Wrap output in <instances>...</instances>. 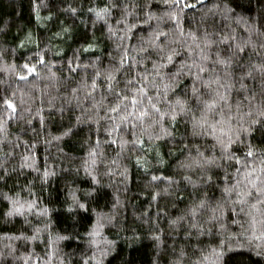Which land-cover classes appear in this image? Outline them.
Wrapping results in <instances>:
<instances>
[{
	"label": "trees",
	"instance_id": "trees-1",
	"mask_svg": "<svg viewBox=\"0 0 264 264\" xmlns=\"http://www.w3.org/2000/svg\"><path fill=\"white\" fill-rule=\"evenodd\" d=\"M189 3L195 7L179 14L184 33L215 41L210 51L231 58L236 80L264 64V0ZM106 6L104 20L89 11ZM169 12L176 14L165 0H0V264H25V258L45 264L49 255L50 264H264V240L254 238L264 232V217L256 215L253 232L251 216L222 202L225 172L234 174L235 161L213 168L219 178L211 185L201 182L199 170L181 167L197 149L220 154L210 137L193 134L192 113L163 125L129 124L108 136L112 122L97 104L107 85L97 78L92 90L93 79L118 67L124 50L136 55L141 45L151 54H143L137 74L150 71L158 57L149 45L158 32L165 35L157 46L179 52L165 69L175 72L187 56L177 41L187 37L179 36ZM127 25L133 27L125 36ZM116 75L123 88L126 73ZM253 75L255 84L245 80L247 94L255 93L259 105L260 73ZM191 89L183 76L170 95L183 99ZM245 94L231 92L233 112L237 102L248 111ZM6 99L16 112L6 109ZM249 144L264 153V128L254 125L232 150L243 158ZM13 200L24 205L22 215H7ZM201 200L206 206L194 220L189 210ZM218 203L222 215L212 211Z\"/></svg>",
	"mask_w": 264,
	"mask_h": 264
},
{
	"label": "snow or ice",
	"instance_id": "snow-or-ice-1",
	"mask_svg": "<svg viewBox=\"0 0 264 264\" xmlns=\"http://www.w3.org/2000/svg\"><path fill=\"white\" fill-rule=\"evenodd\" d=\"M197 2L202 3L203 0H197ZM165 3L176 11L175 15L172 12H169L168 15L176 23L179 36L187 37V40L177 41L187 52V56L175 72H166L165 69L173 64L174 58L179 55V52L176 48L157 46L156 40L165 35L163 32H158L154 34L149 45L155 50L158 57L153 62L150 71L145 68L143 73L137 74L143 66L142 61L145 59L143 54H151L148 52V48L141 45L138 49H134L136 55L124 50L118 67H114L107 73L98 72L96 74L91 89L97 88V78H103L107 85V96H102L97 104L104 111L103 118L112 122L108 136H111L113 131H119L129 124L132 129L145 124H149V126L163 125L168 121L175 122L178 116H187L192 113L193 134L210 137L213 141L211 148L213 150L218 148L220 154L219 156L208 155L197 149L195 155L190 156L188 162L182 164L181 167L199 170L201 182L211 185L214 177L219 178L218 173L213 172L212 169H219L225 165L231 166L230 162L235 161L234 174L225 172L228 179L222 190V202L228 201L234 207L239 205L241 212L252 217V230L255 232L256 215L264 217V153L258 155L249 144L244 157L238 158L232 150V146L237 142H242L243 136L250 134L254 125L264 128V64L253 65L251 70L236 80L229 67L232 63L231 58L222 57L218 52L213 55L210 51L216 43L215 41L209 40L207 34L203 37L197 33L186 34L180 26V12L186 8L195 7V4L189 3V0H165ZM89 11H94L97 20H104L110 9L106 6L99 11L93 9H89ZM122 15L124 18L129 15L127 8ZM149 19H152L150 14ZM117 23H126V19H121ZM132 27V25H127L125 36H127V32L132 31ZM109 31L111 33V28ZM123 38L121 37V39ZM228 39L230 37H225L221 39L220 43H226ZM43 62L41 60V63ZM23 68L28 73L33 72V68L27 64L23 65ZM121 71L126 73L123 88L119 87L120 80L116 75ZM254 72L260 73L259 94L262 99L259 105L255 103V93L247 94L248 86L245 83L246 78H252L255 84ZM183 76H188L192 81L191 96L189 97L186 93L183 99L179 97L173 99L170 93ZM19 79L25 80L27 77L20 75ZM237 83L240 86L239 89L236 88ZM234 90L246 93L244 99L248 101L247 112L242 111L245 107L242 102L236 103V111L233 112L230 94ZM88 96H92V92H88ZM108 97H112V99H108ZM105 99H108L107 104L104 103ZM3 103L6 109H11L13 113L16 112V107L10 100L6 99ZM196 112H199V116L195 115ZM164 131L167 135H171L166 129ZM67 134V132L64 133V135ZM159 138L157 137V139ZM111 142L116 143L115 140ZM132 143L136 144L137 142L132 141ZM94 155V152L90 153V156ZM152 179L155 181L159 178L153 176ZM184 179L188 183H193L195 187L190 176L186 175ZM95 180L96 178L93 177L94 182ZM155 199L156 196H153V200ZM11 204L12 208L7 213L9 217L23 214L24 205L15 200L11 201ZM205 206L206 202L201 200L198 204H194L188 214L195 220L198 212ZM32 207L31 203L27 205L28 210H31ZM79 207L83 209L85 205L81 203ZM212 211L222 215L221 203H218ZM44 212L46 213L47 209H44ZM180 219H184V217H180ZM212 219H217V216L213 215ZM261 224L264 225V221H261ZM192 227L196 228L198 225L193 223ZM97 234V227H94L91 235ZM254 238L264 240V232ZM23 239H36V235L23 237ZM58 239L63 240L67 237L60 236ZM50 261L51 256L49 255L45 264H50ZM25 264H28L27 258H25ZM85 264L88 262L85 261Z\"/></svg>",
	"mask_w": 264,
	"mask_h": 264
}]
</instances>
